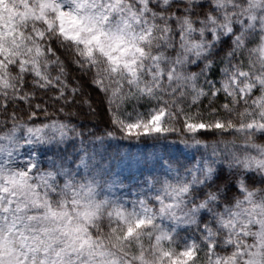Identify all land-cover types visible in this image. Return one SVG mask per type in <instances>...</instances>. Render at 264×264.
Returning a JSON list of instances; mask_svg holds the SVG:
<instances>
[{
  "label": "snow or ice",
  "instance_id": "snow-or-ice-1",
  "mask_svg": "<svg viewBox=\"0 0 264 264\" xmlns=\"http://www.w3.org/2000/svg\"><path fill=\"white\" fill-rule=\"evenodd\" d=\"M0 264H264V0H0Z\"/></svg>",
  "mask_w": 264,
  "mask_h": 264
}]
</instances>
